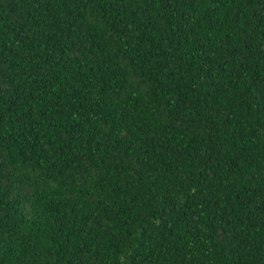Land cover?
I'll return each mask as SVG.
<instances>
[{
	"label": "trees",
	"instance_id": "1",
	"mask_svg": "<svg viewBox=\"0 0 264 264\" xmlns=\"http://www.w3.org/2000/svg\"><path fill=\"white\" fill-rule=\"evenodd\" d=\"M0 264H264V0H0Z\"/></svg>",
	"mask_w": 264,
	"mask_h": 264
}]
</instances>
